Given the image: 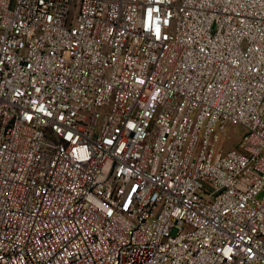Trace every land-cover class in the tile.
Masks as SVG:
<instances>
[{"label": "built area", "instance_id": "2783aa9c", "mask_svg": "<svg viewBox=\"0 0 264 264\" xmlns=\"http://www.w3.org/2000/svg\"><path fill=\"white\" fill-rule=\"evenodd\" d=\"M259 194L264 0H0V264H264Z\"/></svg>", "mask_w": 264, "mask_h": 264}, {"label": "rangeland", "instance_id": "374dc122", "mask_svg": "<svg viewBox=\"0 0 264 264\" xmlns=\"http://www.w3.org/2000/svg\"><path fill=\"white\" fill-rule=\"evenodd\" d=\"M227 133L229 135L228 140L224 141L223 145H226V151L232 149H238L239 143L243 136L245 135V130L239 125H230L227 127ZM264 198V194H259L257 196L258 200H262Z\"/></svg>", "mask_w": 264, "mask_h": 264}]
</instances>
